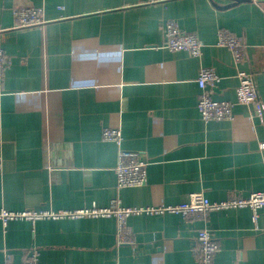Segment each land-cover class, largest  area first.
<instances>
[{
	"label": "crops",
	"instance_id": "obj_1",
	"mask_svg": "<svg viewBox=\"0 0 264 264\" xmlns=\"http://www.w3.org/2000/svg\"><path fill=\"white\" fill-rule=\"evenodd\" d=\"M228 0H0L3 47L12 65L0 78V210H78L175 206L203 192L212 202L264 190V120L254 105L230 121L204 122L197 104L201 68L220 81L214 100L236 103L238 69L251 71L264 106V3ZM64 7L61 9V7ZM43 9L45 26L18 28L17 8ZM176 21L206 47L199 58L165 46ZM242 37L248 61L235 65L218 32ZM149 163L147 183L118 190V146ZM132 244L116 245L115 218L0 222V264H195L207 228L221 245L214 264H264V215L214 212L209 221L179 214L134 215Z\"/></svg>",
	"mask_w": 264,
	"mask_h": 264
},
{
	"label": "built area",
	"instance_id": "obj_2",
	"mask_svg": "<svg viewBox=\"0 0 264 264\" xmlns=\"http://www.w3.org/2000/svg\"><path fill=\"white\" fill-rule=\"evenodd\" d=\"M156 1V0H153ZM64 7L62 6L61 9ZM15 22L18 28L26 29L45 26L43 9L37 7L17 8L14 12ZM165 48L171 52L186 51L191 56L199 58L206 47L205 42L195 33L183 31L174 20L166 21L164 25ZM4 32L0 29V78L11 67L12 60L3 47ZM217 47L228 49L236 66L240 68L248 61L247 45L242 37L236 36L228 30L218 32ZM237 77L239 85L236 89V103L219 102L212 98L209 91L220 81V77L213 68H201L196 80L201 94L198 98V110L204 122L230 121L234 117V107L240 105H254L258 116L264 120V106L260 103L257 93L254 74L251 71L238 69ZM102 139L114 142L118 146V160L115 168L117 188L142 187L147 183V167L149 163L140 153L131 152L121 147L122 131L119 128H104ZM264 150V143L260 145ZM250 209L253 221L257 224L260 214L264 215V190L252 192L248 196L231 193L226 200L220 202L210 201L203 192H195L190 195L189 201L175 206H159L146 208L123 207L119 199H114L108 207L93 205L78 210L49 211L28 210L8 211L0 210V222L6 227L11 221L27 220L36 221L43 219H79V218H115L116 220V245L132 244V232L128 219L134 215H162L166 213L179 214L186 222H208L212 213L229 209ZM221 251V245L207 228L198 231L192 253L195 264H214L215 257ZM26 260L22 264H41L38 250H30L25 255ZM4 264H14L9 258Z\"/></svg>",
	"mask_w": 264,
	"mask_h": 264
},
{
	"label": "water",
	"instance_id": "obj_3",
	"mask_svg": "<svg viewBox=\"0 0 264 264\" xmlns=\"http://www.w3.org/2000/svg\"><path fill=\"white\" fill-rule=\"evenodd\" d=\"M229 2H231L229 5L227 6H223L220 7L217 4H214L218 9H226V8H231V7H235L241 3H247V2H251V0H228ZM262 3H264V0H260Z\"/></svg>",
	"mask_w": 264,
	"mask_h": 264
}]
</instances>
